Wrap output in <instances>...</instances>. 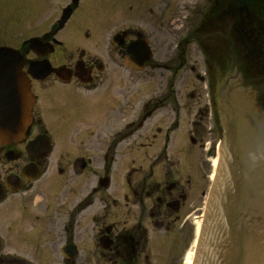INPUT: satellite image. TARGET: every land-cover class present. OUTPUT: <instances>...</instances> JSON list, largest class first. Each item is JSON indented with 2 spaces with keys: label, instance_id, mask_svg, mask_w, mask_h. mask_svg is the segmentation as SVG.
Wrapping results in <instances>:
<instances>
[{
  "label": "flooded vegetation",
  "instance_id": "flooded-vegetation-1",
  "mask_svg": "<svg viewBox=\"0 0 264 264\" xmlns=\"http://www.w3.org/2000/svg\"><path fill=\"white\" fill-rule=\"evenodd\" d=\"M2 1L0 47L22 56L34 102L27 132L0 144V218L16 248L3 249L0 233V264L204 261L223 140L222 84L205 83L222 70L205 65L191 91L160 87L134 103L128 83L108 89L114 75L139 77L157 56L220 68L232 57L264 111V0H58L52 22L51 0ZM147 56L140 71L125 65ZM65 141L76 148L56 154Z\"/></svg>",
  "mask_w": 264,
  "mask_h": 264
},
{
  "label": "water",
  "instance_id": "water-1",
  "mask_svg": "<svg viewBox=\"0 0 264 264\" xmlns=\"http://www.w3.org/2000/svg\"><path fill=\"white\" fill-rule=\"evenodd\" d=\"M147 60L127 63L139 69ZM20 70L18 52L0 48V144L19 140L28 127L32 98ZM227 77L233 84L227 85ZM227 77L220 82L227 88L221 109L222 171L208 212L203 241L207 254L202 252L205 260L199 264H264V115L239 90L240 76Z\"/></svg>",
  "mask_w": 264,
  "mask_h": 264
},
{
  "label": "rangeland",
  "instance_id": "rangeland-1",
  "mask_svg": "<svg viewBox=\"0 0 264 264\" xmlns=\"http://www.w3.org/2000/svg\"><path fill=\"white\" fill-rule=\"evenodd\" d=\"M58 2V0H51V11H50V20L51 22L56 19V15H57V7H56V3ZM9 8V3L2 1L0 3V12L1 13H5L4 11ZM46 18V14L41 16L40 19V23H42V19ZM26 26H23L21 21L19 22V30H18V34L19 37H21V35L26 34ZM228 51L229 54H231V48L230 46H228ZM156 58H159L157 60H153L149 63L148 68L146 69L145 73L142 74H138L139 77H135L133 76L134 74L132 73H127L126 71H122L121 74L119 75H114L113 77V81L109 87V92L113 91L115 89H122V87L126 86L127 83L130 86V90L131 91H135L134 95H130L129 96V101L131 103H134L135 101H137L138 98V93L142 94L144 93L145 97L150 98L154 96V92L156 90H158L160 87H162V89L166 88V87H177V89L179 91H181L182 93H186L188 91L192 90V87L195 83H197V81L195 80V75H202L203 76V72H204V68L205 65L208 66L210 65L212 68L215 69V71H219L222 70L221 74H218L216 76H211V74L208 75V77H206L207 80V85H211V86H216L218 83H220L224 78H226L229 75H233L235 74V69H234V65H235V61H237L238 59L236 58V60H232L229 58H223L225 60V62L228 63L227 68H220V66H224L223 65V61L222 63L219 61H213L211 63H208V61L206 63H203V59L201 57H196L195 55H192L191 57H188L187 60L185 62L182 61H176L173 57L172 60H163L161 59L159 56H157ZM214 60V59H213ZM195 67V72H193V70L191 68ZM227 69V71H226ZM131 75L130 80L127 79V76ZM219 85V84H218ZM133 97V99H132ZM42 103V102H39ZM38 103V104H39ZM86 106L85 104L83 105V111H85V113L87 114L86 116H83V122H90L91 121V114H90V107ZM39 108H41V112L42 114V107L39 106ZM186 125V124H185ZM176 134H179V132H177ZM222 137H223V129H222ZM223 141V140H222ZM71 143V142H68ZM63 144V145H61ZM67 145V141H65L64 143H56V146L54 147V152L56 154L59 153V151L61 149H64V151H71L74 148H76L74 142H72V144H70V146H66ZM139 144V143H138ZM138 144H134V145H138ZM61 145V146H60ZM66 146V147H65ZM122 157L120 158L119 162V168L115 169V180H122L123 177V162H122ZM0 224H3V227H0V233L2 236V248L3 249H16L15 245H13V239H14V235H13V230H9L7 231V226L10 227L11 226V222L9 219H7V217H2L0 218ZM15 233V230H14ZM53 261V257H51V262ZM83 264H91L90 262H83Z\"/></svg>",
  "mask_w": 264,
  "mask_h": 264
}]
</instances>
